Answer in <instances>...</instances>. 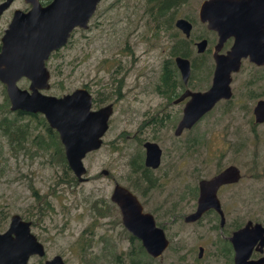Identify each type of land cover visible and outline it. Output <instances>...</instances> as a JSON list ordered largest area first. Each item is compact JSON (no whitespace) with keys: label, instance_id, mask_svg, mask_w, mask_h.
Here are the masks:
<instances>
[{"label":"flooded vegetation","instance_id":"1","mask_svg":"<svg viewBox=\"0 0 264 264\" xmlns=\"http://www.w3.org/2000/svg\"><path fill=\"white\" fill-rule=\"evenodd\" d=\"M38 1L45 7L53 0ZM107 1L101 0L97 4L94 14L87 22V28H75L67 44L51 53L45 62L50 88L47 91H40L41 94L61 97L75 90L84 89L91 98L90 112L94 113L106 107L110 111L100 147L88 152L83 159L86 174L81 179H78L69 167L59 135L49 128L45 116L40 113L11 111L5 86L0 83L3 87L5 104V108L0 109V120L8 117V113H11V117L15 114L21 119L25 116L28 119V123L24 124L28 127L25 136L28 138L29 122L34 121L38 125V135H35L31 141L27 139L24 142L22 154L29 155V165L38 158H47L48 163L54 165L56 156L60 158L62 164L60 169L55 166L59 171L56 175L48 177L47 187L44 179L41 182L36 180V173L32 170L15 181H7V188L13 193L19 190L14 187V182L19 185L26 179L28 183L21 191V199H18L21 201L20 207L14 209V204L10 202L5 206L0 204V264L24 262L26 264H100L101 259L107 260L110 264H123L124 260L128 264H143V262L237 264L236 251L230 238L248 222L258 223L264 227V220L249 219L250 212L240 221L236 220L238 217L236 195L240 185L246 180L240 166L229 161H220L219 157L216 163L217 171L213 176L202 178L195 185L189 184L190 173L187 171V164L182 162L172 164L167 158L170 151L165 143L168 140L170 149H181L184 156L196 144V140L190 144L189 137L194 131L196 132L198 125L220 105L228 104L234 99V84L238 81L243 65L247 63L246 67L250 68L247 76L250 86H254L261 79L264 81V66H257L250 62L249 58L241 59L239 71L230 74V98H220L191 128L181 126L187 106L193 101L191 94L207 92L216 78L214 55L217 34L208 30L207 24L199 21L198 10L194 18L175 19L172 10H168L169 14L162 18H155L158 13L157 3L146 0L144 2L135 0L133 3L109 0L110 4L105 5L101 12L104 23L94 24L100 10L99 5ZM187 2L182 0L178 8ZM116 7L125 10L121 17L105 19L109 10ZM29 9L30 6L26 4V8L22 11L28 12ZM179 19H184L192 25L189 37L176 28L175 24ZM197 21L200 22L198 25H201V32L195 34ZM104 24L107 26L105 29L107 40L113 41V44L101 52L96 50L79 52L78 41L87 38L88 34L85 33L101 30ZM88 37L92 39V35ZM204 39L207 40L206 48L203 52H198L196 45ZM153 41L159 43L160 52L157 63L149 65L146 60L151 51H140L139 48L142 44ZM233 42V39H228L216 55L225 56ZM68 45L77 49L71 61L69 74L73 83L79 80V69L83 64L88 61L90 63L86 68L82 85H76L68 93H54L52 91L54 79L57 75H61L62 66L61 64L52 66L51 61L59 60L62 50ZM143 58L144 65H142ZM177 59L182 63L187 62L188 66H178ZM56 82L65 87L62 79ZM17 85L21 89L28 90L30 81L21 78ZM250 97L255 99L251 118L248 119L252 121L253 133L257 132L258 127L264 126V121H255L253 113L257 102L264 101V88L260 93H252ZM143 107L145 109L139 114L140 119L137 124L132 114L140 112ZM17 121L16 126H19ZM122 122H125L126 128H134L123 129L114 139L108 141L109 134L120 128ZM13 127L11 124V132ZM48 130L50 133L47 132ZM1 137L6 138L11 151L14 144L12 136L1 135ZM56 137L61 146L47 155L46 152L53 148L45 150L40 144L42 141L51 138L54 140ZM145 144H153L150 148L152 149L150 156L156 155L158 166L146 165ZM102 151L117 154L122 161L126 160L125 165L122 163L120 166H115L112 161L106 165L112 170L118 168L121 175L116 177L112 171L102 169L98 175L88 177V166L85 161ZM185 167L186 170L183 169ZM229 167H236L240 172V178L218 188L216 197L220 211L210 207L203 211L197 220L186 221V217L194 214L198 209L199 183L202 180H210ZM87 184L102 185V187L97 188L95 194L90 196L85 195ZM117 186L131 192L141 205L143 213L149 214L156 228L162 230L168 245L160 258L150 256L143 248L141 240L125 229L120 207L112 201ZM14 217L20 219L21 225H16L18 221L14 224ZM75 226L82 227L79 237L77 232L73 231ZM119 227L121 230L118 229ZM17 230L23 232L20 237L22 245L15 249L14 242L18 238L10 231ZM126 233L131 246L125 253L121 243L125 241ZM259 242L257 241L252 248L246 259L247 262L253 264L264 258V246L259 250ZM95 244L100 247L101 251L98 253L94 252ZM34 248L36 251H33ZM15 254L27 255L28 258L25 261L16 258ZM174 255H176L175 260Z\"/></svg>","mask_w":264,"mask_h":264},{"label":"water","instance_id":"2","mask_svg":"<svg viewBox=\"0 0 264 264\" xmlns=\"http://www.w3.org/2000/svg\"><path fill=\"white\" fill-rule=\"evenodd\" d=\"M14 1L4 0L0 3V18ZM100 1L53 0L43 7L38 0H24L30 9L28 12L15 10L0 39V83L5 86L10 110L45 116L49 128L59 135L67 163L78 179L86 174L83 165L85 155L101 145L110 111L106 107L90 112L91 98L84 89L61 97L41 94L40 91L50 88L45 62L52 52L67 44L75 28H87V22ZM198 18L202 24H207L208 30L217 34L214 55L216 78L207 92L195 96L191 94L193 101L187 106L181 123L187 128H191L220 98H230V74L239 71L241 59L249 58L257 66H264V0H203L198 9ZM175 25L189 37L192 25L188 21L179 19ZM230 38L234 42L227 54L216 55ZM206 45L205 39L197 43L198 52H203ZM177 65L186 67L188 63L177 59ZM21 78L30 81L28 90L18 87ZM253 113L256 122L264 121V101L257 102ZM152 145L145 144L146 165L156 167L159 163L156 155L150 156ZM239 178V170L229 167L210 180H202L199 183L198 209L186 217V221L197 220L210 207L220 211L216 197L218 188ZM112 201L120 207L125 229L141 240L150 256L160 258L168 241L162 230L156 228L153 218L143 213L136 197L127 189L117 186ZM13 220L14 224L18 221L16 225H21L18 217ZM10 232L18 238L14 242V248L17 249L22 245L20 237L23 232ZM230 241L236 251V263L252 264L246 259L257 241H260L259 250L263 248L264 227L248 222L233 234ZM33 251H36L35 248ZM15 257L25 261L28 258L27 255L19 254H15ZM253 264H264V258Z\"/></svg>","mask_w":264,"mask_h":264},{"label":"rangeland","instance_id":"3","mask_svg":"<svg viewBox=\"0 0 264 264\" xmlns=\"http://www.w3.org/2000/svg\"><path fill=\"white\" fill-rule=\"evenodd\" d=\"M115 1L120 3H133L135 0ZM141 1L144 2V0ZM202 1L203 0H188L187 4L181 8H178V10L175 12V19L185 17L194 18ZM1 2H3V0H0V3ZM109 4L110 1L108 0L105 4L99 5L100 10L96 20L93 22L94 24L104 23L101 12L105 8V5L108 6ZM120 7H122V5ZM25 8L26 4L23 0H16L11 8L6 12V14L0 19V39L10 22L13 11L17 9L24 10ZM124 12V9L116 7L109 10L105 16V19H115L117 17H121V14ZM198 24H200V22L197 21V24L195 25V34L201 32V25ZM106 28L107 26L104 24L102 25L101 30L98 29L92 33L86 32L85 34H88L87 38L80 39L78 41L79 52H94V50L101 52L102 50L109 48L113 44V41L107 40V32L105 31ZM89 35H92V39L88 37ZM76 50L77 49H74L71 45H68L62 50L59 60L51 61L52 66L58 64H61L62 66L61 75H57V77L54 79V87L52 89L54 93H68L73 88H75L76 85L80 86L83 84L82 82L84 81L83 78L85 71L90 61L84 63L79 69L80 78L77 83H73L69 77L71 72V61ZM139 50L151 51L148 59L146 60L149 65H155L157 63L160 52V46L157 41L142 44ZM144 62L145 60L143 58L142 65H144ZM246 66H248L247 63L243 65L241 74L238 76V81L234 84V99L228 104L220 105L214 113L206 117L198 125L199 127L196 132L194 131V133L189 137L190 144L194 143V140H196L194 147L190 148L189 151L183 156L181 149H170L171 146L168 140L166 141L165 146H167L170 151L167 158L172 164H177L180 162L187 164V171L190 173L189 184L192 183L195 185L200 179H207L213 176L217 171L216 163L219 161V157L220 161H229L230 163L239 165L241 168V173L244 174L246 180H244L237 191L236 200L238 201V217H236V220L240 221V219L250 212L248 215L249 219L261 221L264 220V126L258 127L256 129L257 132L255 131L252 133V121H249L248 119L251 118L252 108L255 104V99L251 98L250 96H252V93L257 94L263 91L264 81L261 79L254 86H250L247 80L250 68ZM58 79H62L65 87L57 84L56 81ZM4 108L5 104L3 100V87L0 84V109ZM144 109L145 108L143 107L140 112L132 114V116H135L134 118L136 119L135 122L137 124L140 119L139 114L142 113ZM8 118L13 119V117H11V113H8ZM18 119V125H24L28 123V119L25 116L23 119L17 118V120ZM124 124L125 122H122V126L120 128H118L113 134H109L107 140L111 141L114 139L116 135L123 129L134 128H126ZM29 126L30 135L28 141H31L35 135H38V125L36 122L30 121ZM53 151L54 149L46 152V154H52ZM180 154L181 156H179ZM110 161H112L113 165L115 166H120L122 163L125 165L126 162L125 159L122 161L120 156L117 154L102 151L92 156L89 160L87 159L85 161L86 165L88 166V177H94L98 175L102 169H108L112 171L116 177L121 175L122 173L118 168L112 170L106 166ZM29 162V155L27 154H22L21 152L14 156L7 145L6 138H2L0 134V173L2 174L0 177V204L2 206H5L6 203L10 202L14 204V209H16L18 206L20 207L21 201H18V199H21V191L28 183V180L26 179L22 180L19 185L14 182V187L18 188L19 190L16 193H13L8 190L7 181H15L17 178H19V176L24 175L26 172L32 170L36 173V180L41 182L42 179H44L45 187H47L49 183L48 177L50 175H56V173L59 171L58 169L62 167L61 160L58 156H56L54 160V165H50L47 158H38L33 162L32 165H29ZM252 162L253 166L251 164ZM55 166L58 167V169H56ZM183 169L186 170V167ZM40 174L42 176H40ZM252 175L256 177H253ZM101 187L102 185L87 184L85 186V195L93 196L95 194V190ZM250 196L251 203H249ZM118 229L121 230L120 227ZM81 230L82 227L80 226L73 227V231L77 232L78 237L80 236ZM127 236L128 234L126 233L125 241L121 243V247L125 253L131 246ZM99 251H101L99 245L95 244L94 252L98 253ZM169 254L170 253H167V255ZM175 256L176 255L173 257L174 260ZM101 260L102 261L100 264H110L105 259ZM123 264H128V262L124 260ZM163 264L169 263L164 262Z\"/></svg>","mask_w":264,"mask_h":264},{"label":"trees","instance_id":"4","mask_svg":"<svg viewBox=\"0 0 264 264\" xmlns=\"http://www.w3.org/2000/svg\"><path fill=\"white\" fill-rule=\"evenodd\" d=\"M149 2H155L157 3L158 13L155 15V18H162L163 16H166L169 14V11L172 10L174 13L178 10V7L182 0H146ZM183 2H187V0H183ZM164 8V10H162ZM169 10V11H168ZM16 115H13L12 118L4 117L2 120H0V134L3 136H12L11 139L13 140L14 144H12L11 153L16 156L17 154L21 153L24 149V142L28 139V136H25L28 130L27 125H19L16 126L17 121ZM13 124V132L10 131V126ZM48 133L49 130L47 131ZM56 136V134H55ZM48 139V136H46ZM41 147H44L45 150H49L50 148H53L56 150V148L60 147V143L57 140V137L53 140L51 138L50 140L42 141L40 144ZM61 151V149H59ZM62 153V151H61ZM63 155V154H62ZM2 174L0 173V177ZM19 177H22L19 176ZM133 241V238H132ZM144 253L143 251H141ZM137 253V252H136ZM134 264V263H132ZM144 264V263H143Z\"/></svg>","mask_w":264,"mask_h":264}]
</instances>
